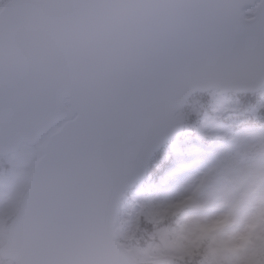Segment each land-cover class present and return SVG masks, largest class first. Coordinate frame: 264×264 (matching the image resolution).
<instances>
[{"label": "water", "instance_id": "1", "mask_svg": "<svg viewBox=\"0 0 264 264\" xmlns=\"http://www.w3.org/2000/svg\"><path fill=\"white\" fill-rule=\"evenodd\" d=\"M231 2L214 0L210 6L207 0H32V7L21 10L16 6L19 0H12L4 7L7 19L0 26V34L4 33L0 37V97H15L25 90L66 93L75 89L80 93L77 115L85 116L82 128L62 145L45 146V155L33 169L29 190L10 227L9 242L2 249L5 256L17 264H137L116 242V211L127 189L144 175L151 152L178 134L183 122L175 113L179 108L170 106L171 90L117 103L114 84L194 17L226 18L229 12L223 6ZM27 33L36 36L30 39ZM216 76L204 69L190 78L196 88L227 91L215 79L198 83ZM255 87L258 90L261 85L256 83ZM65 98H69L67 104L73 103L71 96ZM66 127L65 122L56 134H62ZM162 127L168 128L167 133L156 137ZM37 136L35 127L21 128L0 120V153L17 149L23 141L34 143ZM49 174L53 177L48 178ZM55 179L62 182L65 197H89L91 201L79 209L64 200V208L54 209L61 221L96 211L110 213L103 224L104 235L95 245H80L72 234L62 244L63 256L52 259L39 245L35 230L30 231L32 236L23 237V243L17 240V230L39 212L52 211L49 201L53 196L60 199L55 195ZM97 187L104 197L98 195ZM43 196L48 203L40 200ZM61 243L55 245L60 247Z\"/></svg>", "mask_w": 264, "mask_h": 264}, {"label": "rangeland", "instance_id": "2", "mask_svg": "<svg viewBox=\"0 0 264 264\" xmlns=\"http://www.w3.org/2000/svg\"><path fill=\"white\" fill-rule=\"evenodd\" d=\"M228 98L211 92L208 97L196 94L188 99L181 114L196 118L188 127L193 138L179 146L172 141L165 158L169 152L181 154L165 169V175L145 185L139 183L124 199L117 235L138 261L169 264V256L181 255L182 247L198 250L197 260L208 256L207 264H251L253 250L264 242V166L244 156L250 149L254 150L252 154L264 150L263 139L242 142L244 147L230 154L228 126L235 119L227 111ZM238 103L231 101L233 106ZM260 106L263 109L264 103ZM260 106H255L256 111ZM221 117L224 131L217 130L214 123ZM206 138L226 141L202 147L201 141ZM39 152L36 147H25L0 158V213L10 208L13 198L14 202L21 199ZM172 206L184 213L181 231L175 233L177 228L172 222L168 228L167 224L161 228L163 243L141 244L136 234L140 212L147 209L150 213L160 207L163 209L158 211H163ZM191 256L183 257L181 262L192 260Z\"/></svg>", "mask_w": 264, "mask_h": 264}, {"label": "snow or ice", "instance_id": "3", "mask_svg": "<svg viewBox=\"0 0 264 264\" xmlns=\"http://www.w3.org/2000/svg\"><path fill=\"white\" fill-rule=\"evenodd\" d=\"M16 6L23 10L33 3L19 0ZM223 7L229 12L226 18L194 17L173 39L123 74L114 84L117 103L145 93L158 96L171 90L170 106L175 110L204 90L193 86L190 75L206 69L217 76L198 83L207 84L215 79L229 94L227 111L234 114L235 123L228 126V133L233 141L264 139V110L255 109L258 103H264V91L258 93L255 87L256 83L264 87V0H232ZM65 95L72 97V104L65 103ZM79 96V91L73 89L66 93L25 90L15 97H0V120L21 128L35 127L49 146L58 147L85 122L84 114L77 115L75 107ZM232 100L239 103L233 106ZM222 120L223 117L214 122L219 131L225 128ZM59 121H65L67 127L58 135L52 129ZM167 131V127H162L156 137ZM186 137L193 138L191 133L181 132L156 147L147 160L146 176L170 167L181 153L169 152L165 158L169 144L175 140L179 146L187 142ZM247 156L264 166V150Z\"/></svg>", "mask_w": 264, "mask_h": 264}, {"label": "bare ground", "instance_id": "4", "mask_svg": "<svg viewBox=\"0 0 264 264\" xmlns=\"http://www.w3.org/2000/svg\"><path fill=\"white\" fill-rule=\"evenodd\" d=\"M209 1L210 6H212L214 0H207ZM80 7V6H79ZM98 9H102V4L99 2L97 4ZM84 11H86L83 7ZM79 9V8H78ZM54 16H56L53 13ZM85 23V21H82ZM64 24L67 25L68 21L64 20ZM34 34L27 33V37L30 39H34ZM137 118V117H133ZM144 132V131H143ZM142 132V133H143ZM141 133V134H142ZM123 165V164H121ZM50 174L48 175V178H52ZM54 182V191L56 197L58 196L60 199H56L54 196L52 198L50 203L52 205V211L48 213H41L39 212L38 215L34 216L27 224L22 226L19 225V229L17 230V234L19 236L18 241L24 242V236H32L33 232L30 231H36L37 232V238L39 239V245L48 253V255L55 259L57 257L63 256L65 252V248L62 245L65 243L66 240L70 238L72 234L76 235L77 239L80 241L78 242L80 245L83 243V245H90L93 246L97 243L99 237L103 236V229H104V223L107 220L109 216V212L105 211H96V212H90L88 214H80L81 216L73 215L69 218V220L61 221V219L57 216H55L54 209L56 207L64 208L66 206V202L64 200L72 201L76 206H78L79 209L83 208L84 204L90 203L89 197H82V198H67L66 195H62L64 190V186L62 182L55 179ZM103 190L99 187H97L98 195L104 197L105 194H102ZM40 200L43 202L48 201L45 199V197H40ZM62 211H65V209H62ZM63 218L67 219V215L63 214ZM61 221V222H59ZM59 234H63L62 237L59 236ZM64 235L67 237L64 240ZM60 238H59V237ZM28 240V239H27ZM64 240V241H63ZM61 246L58 247L55 244L58 242H61ZM67 246V245H66ZM61 261V260H60Z\"/></svg>", "mask_w": 264, "mask_h": 264}, {"label": "trees", "instance_id": "5", "mask_svg": "<svg viewBox=\"0 0 264 264\" xmlns=\"http://www.w3.org/2000/svg\"><path fill=\"white\" fill-rule=\"evenodd\" d=\"M154 175V174H153ZM177 221V215L172 213L171 211L164 212V213H158L157 215H152V217L147 215H142L139 220V226L137 230V236L139 239V242L141 244L143 243H150L153 239H160L162 240V236H160L161 228H164L167 224V228L169 226V223L176 222ZM166 228V229H167ZM153 238V239H152ZM179 253H182L178 256H169L170 263L171 264H202L206 260H208V256L205 260H197L198 258V250L190 251L187 249H181ZM192 254L190 258L192 260H188L181 262V259L183 257H188V255Z\"/></svg>", "mask_w": 264, "mask_h": 264}, {"label": "flooded vegetation", "instance_id": "6", "mask_svg": "<svg viewBox=\"0 0 264 264\" xmlns=\"http://www.w3.org/2000/svg\"><path fill=\"white\" fill-rule=\"evenodd\" d=\"M0 264H10L9 261L0 258Z\"/></svg>", "mask_w": 264, "mask_h": 264}]
</instances>
